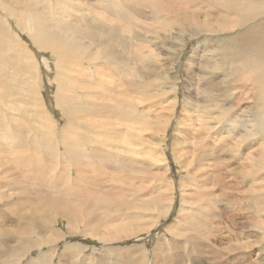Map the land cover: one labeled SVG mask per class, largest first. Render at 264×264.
Listing matches in <instances>:
<instances>
[{
	"label": "rangeland",
	"instance_id": "obj_1",
	"mask_svg": "<svg viewBox=\"0 0 264 264\" xmlns=\"http://www.w3.org/2000/svg\"><path fill=\"white\" fill-rule=\"evenodd\" d=\"M29 1L56 20L59 13L70 12L76 18H84L85 23L95 17L104 22V8L115 2ZM68 1L71 8L66 7ZM126 1L116 2L123 6L122 11L136 28L122 23L118 41L125 38L130 46H142L143 37L150 40L153 31H157L162 41L155 46L161 47L160 65L168 71V78L154 81L148 90L147 85L154 78H137L144 89L137 94L129 91L130 95L123 97L127 101L114 106L118 107L114 109L115 117H83L74 121L81 127L78 138L90 141L91 149L99 155H113L99 162L96 158L95 163L84 156L83 164L88 165V170L85 169L84 181L79 185H75L77 176L71 170L69 158L61 150L56 158L44 150L49 137L55 143L68 127L67 113L56 104L62 78L58 77L55 56L34 47L32 13L11 17L0 11L12 36L8 45H14L15 51L19 45L25 48L29 57L28 62L24 59L28 64L24 66H29L26 81L35 85L32 93L26 86L23 91L12 90L11 94L4 89L0 101V120L5 124L0 129V264H264L262 139L254 135L243 140L238 158L231 152L235 140L224 142V153L217 150L211 158H195V146L200 142L199 114L207 119L214 110L206 108L236 106L223 102L224 96L239 102L237 108L252 103V94L245 100L243 89L229 74L224 75L228 66L214 56L220 42L233 35L218 30L225 14L210 8L215 0H196L195 6L190 5L194 0H176L180 5L186 4L184 10H199V24L205 21L211 27L194 25L184 32L177 28L163 32L148 18L151 5L159 0ZM165 1L173 2L162 3ZM12 10L21 12L19 7ZM96 13L100 14L95 16ZM6 26L2 28L4 41ZM131 29L143 37L134 39ZM104 35L107 37L102 33V41ZM0 48L8 54L0 52L2 73L11 77L9 85H16L13 75L17 67L4 63L9 62L11 52ZM72 66L60 71L73 79L72 86L82 94L81 89L86 87L79 83L91 82L93 75L75 74ZM214 66L219 68L214 70ZM211 72L214 74L209 76ZM228 86V93L221 96ZM94 88H89L92 97L87 102H96L93 90L101 93V88ZM113 99L103 103L111 107L116 101ZM173 103L174 112L170 113L168 106ZM169 113L173 115L165 125L163 120ZM157 118L161 123L156 122ZM209 123L211 133L203 132L208 139L205 154L213 143L217 148L216 143L227 138L223 127L214 131L216 125ZM235 131L238 138L248 129ZM244 172H249L246 186L242 184Z\"/></svg>",
	"mask_w": 264,
	"mask_h": 264
},
{
	"label": "bare ground",
	"instance_id": "obj_2",
	"mask_svg": "<svg viewBox=\"0 0 264 264\" xmlns=\"http://www.w3.org/2000/svg\"><path fill=\"white\" fill-rule=\"evenodd\" d=\"M0 1V11H3L8 16L15 17V15L17 16L19 13V17H21L23 14L32 13L34 19L31 39L34 47L37 50L44 48L55 56L56 68L59 72L58 77L62 78L61 85L56 93V104L63 113L64 111L67 113L68 127L62 132L58 141H55V143H53L51 137H49L46 143L47 146L44 150L53 158H56L59 155L58 152L61 150V154L69 158L71 162V170L77 176L75 185H79L84 181V177H82L84 171L88 170V165L83 164L84 156H87L95 163L96 158L99 159V162L105 157L112 158L113 155L110 153L105 155L102 154L103 156L99 155L96 150L91 149L90 141L84 142V137L78 138L81 127L79 124H75L74 121L81 120L83 117H88L89 119L93 117H115L117 111H114V109H118V107L114 106H119L120 103L125 100L126 96L130 95L129 91L132 90L131 92L133 93L135 91L137 94V92L139 93L141 91V88L144 89V87L139 84V81L137 83V78L143 76L154 78L153 81H149L147 90L153 86L154 81L156 82L168 78V71H163L162 66L160 65L161 58L158 50H160L161 47L155 46L162 41L159 40V33L153 31L152 38L146 40L142 35L140 36L135 29H131L132 37L134 39L137 37H143L144 40L142 39V42L145 44L142 46H139L138 44L130 46L131 44L128 45V40L125 38L124 40L126 42L122 41L123 38L121 41H118L117 38L122 31V28L120 27L122 23L129 24L133 28L136 27L135 23L133 24L130 20V16L122 11L121 7L123 6L120 7L121 4L117 3V0H115L114 3L111 1V5H107L106 8H104L108 15L106 16L109 17L106 19L105 16L103 18L104 22L102 19L95 17L90 21L88 20L87 23H85L84 18H76L70 12L59 13L61 16L56 20L54 17L45 14V12H41L37 9L36 4L29 0ZM58 1L62 0H57V2ZM139 1L142 2V0ZM162 1L163 0H159V3H151L150 10L152 12L148 18H150L151 22L155 24L156 27L163 30V32H167L173 28H177L180 32H184L194 25L211 27V25H208L205 21L203 24H199L200 22L196 16V14L200 12L199 10L190 8L184 10L183 8L186 7V4L184 5L183 3L180 5L176 0H173L171 3L165 1L164 4ZM195 1L196 0L192 1L190 5L195 6ZM66 4V7L68 8L70 1L66 2ZM13 7H19L21 12L13 11ZM102 7L101 9H103ZM146 8H148V5ZM210 8L216 9L220 13L222 12L225 14L223 22L219 25L218 30L233 34L229 38L220 42V47L217 46V49L213 51L214 56H219L221 58L220 64L228 66L223 73L224 75L229 74L234 82L243 89V94L246 96L244 99L248 100L249 95L252 94V103L245 108H237L239 102L235 103L233 98L227 100L228 96H224V94L225 92L228 93L230 84L226 91L221 92V96H224L223 102L226 103V101H229L236 105L235 107L212 106L211 108H206L214 110L213 115H209L207 119L200 114L198 115L200 125L197 128V136L200 138L198 139L200 142H197L195 146V152H197L195 158L197 161L204 160L205 157L206 159L211 158L217 150L224 153L222 149H224L226 145L224 147H222V145L227 141L235 140V145L231 152L236 155V158H238V154L241 153L239 147L240 143L249 137L254 135L259 136L264 145V0H215ZM99 14L96 13L95 16ZM140 14L141 13H139V15ZM142 15L143 14H141V17ZM64 16L70 17L69 20L62 19ZM4 21L5 20L0 15V47H4L6 52H11L8 58L9 62L4 63L10 67H17V69L15 68L16 72L13 75V80L16 85H14V83L9 85L11 77L5 76L2 73V69L4 68H2L0 63V101H3L4 89H6L9 94H11L14 89L23 91L25 86L30 89L31 93L35 91V85L26 81L29 66L25 67L27 63L25 64L24 59L26 60V58L29 57L27 56V53H24L25 48L23 46L19 45V50L15 51L14 45H8V43L12 42V36L6 23L4 25ZM118 24L119 27L117 26ZM5 26L7 40L4 41L5 37L2 33V28L5 29ZM233 29H236L237 31L232 32ZM127 31L131 35L129 28ZM102 33L107 35V37L104 35V41L101 40ZM87 40L89 41L88 43H86ZM4 43H6V46ZM87 44L89 45L87 46ZM1 54L4 56L8 55L3 51ZM26 61L28 62V59ZM191 62L192 57L189 58V65L192 64ZM72 65L75 68V74L76 72H79L78 74L81 73L85 76V74L91 72L89 74L93 75L91 82L84 80L82 83H79L83 85L82 87H86L81 89L83 91L82 94H79L76 91L77 88L72 86L73 79L60 71V69L71 67ZM84 66L88 67V72H86L87 68L84 69ZM218 68V66H214V70ZM143 69H146L147 72H144ZM185 71L189 74L188 68H186ZM213 74L214 72H211L209 76ZM33 78H35V75ZM78 78H81V76L78 75ZM103 78H106V80L104 81ZM88 82L96 87H91ZM224 83L223 80L221 85H224ZM76 86L79 87V85ZM120 87L123 89L121 88L120 90ZM89 88H91V90L94 88L95 91L101 88V93L94 92L93 90V98L96 102H87L90 96ZM230 89L233 90L234 87H231ZM70 91H73V94H71ZM133 93L131 94L133 95ZM113 97L116 100L113 106L110 107L103 103H111L114 101ZM244 99L241 100L245 101ZM168 107L170 113L174 112V103ZM125 108L126 107H124V109ZM188 109H190L189 105ZM198 112H200V110ZM170 113L168 118L163 120L165 125H168L171 121L170 118L173 113ZM209 121H212V123L216 125L214 131L223 127V132L227 131L225 132L227 133V138H221L222 143L220 144L218 141L216 144L219 147L217 148H215V144L213 143L210 147V152L205 154L207 152L206 147L208 145V139L203 137V132L211 131V124ZM156 122L161 123V119L157 118ZM227 125L230 127L226 128ZM2 128H5V124L0 120V129ZM243 128L248 129L247 133L236 138L235 130L241 132ZM210 133L208 136L211 135ZM204 141L206 142V145ZM42 150L43 149L41 148V151ZM199 151L203 156L202 154H198ZM262 156L264 158V154H262ZM234 159L235 158L232 160ZM108 163L107 165L109 166ZM101 165L104 166L105 164ZM261 168L264 170V159L262 160ZM246 176H249V172H244V178L242 180L243 186H246L248 181ZM73 220L75 222L77 221L76 216ZM206 225H208V223ZM187 226L194 229L197 228L191 224H188Z\"/></svg>",
	"mask_w": 264,
	"mask_h": 264
}]
</instances>
